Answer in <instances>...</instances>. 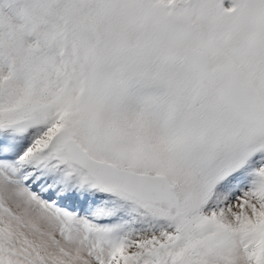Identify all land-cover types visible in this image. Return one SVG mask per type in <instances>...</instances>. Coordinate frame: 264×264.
I'll return each mask as SVG.
<instances>
[{
  "label": "snow or ice",
  "instance_id": "1",
  "mask_svg": "<svg viewBox=\"0 0 264 264\" xmlns=\"http://www.w3.org/2000/svg\"><path fill=\"white\" fill-rule=\"evenodd\" d=\"M0 264H264V0H0Z\"/></svg>",
  "mask_w": 264,
  "mask_h": 264
}]
</instances>
